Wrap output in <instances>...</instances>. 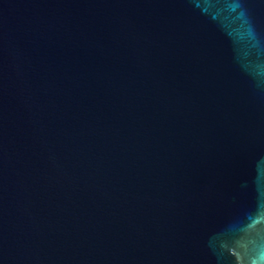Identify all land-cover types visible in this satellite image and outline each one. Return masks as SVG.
<instances>
[{
    "label": "water",
    "instance_id": "95a60500",
    "mask_svg": "<svg viewBox=\"0 0 264 264\" xmlns=\"http://www.w3.org/2000/svg\"><path fill=\"white\" fill-rule=\"evenodd\" d=\"M0 264H264V0H0Z\"/></svg>",
    "mask_w": 264,
    "mask_h": 264
}]
</instances>
